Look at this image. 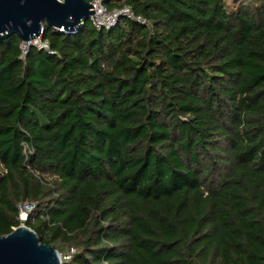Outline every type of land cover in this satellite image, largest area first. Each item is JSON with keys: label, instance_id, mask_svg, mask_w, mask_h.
<instances>
[{"label": "trees", "instance_id": "obj_1", "mask_svg": "<svg viewBox=\"0 0 264 264\" xmlns=\"http://www.w3.org/2000/svg\"><path fill=\"white\" fill-rule=\"evenodd\" d=\"M103 6L149 26L0 40V235L61 264H264V0Z\"/></svg>", "mask_w": 264, "mask_h": 264}, {"label": "water", "instance_id": "obj_2", "mask_svg": "<svg viewBox=\"0 0 264 264\" xmlns=\"http://www.w3.org/2000/svg\"><path fill=\"white\" fill-rule=\"evenodd\" d=\"M93 13L88 0H0V40L16 34L21 41H28L40 36L44 24L73 30ZM0 264H61V255L20 224L0 235Z\"/></svg>", "mask_w": 264, "mask_h": 264}, {"label": "built area", "instance_id": "obj_3", "mask_svg": "<svg viewBox=\"0 0 264 264\" xmlns=\"http://www.w3.org/2000/svg\"><path fill=\"white\" fill-rule=\"evenodd\" d=\"M89 1L93 5V10H94V13L90 16V21L92 25L98 30L113 28L118 24V22L122 18H130L139 22L140 24L145 25L146 27L149 26L148 22L143 17L135 15L127 6H122L120 8L107 10L103 6L104 0H89ZM78 28H75L73 30H66L63 28H59L55 30L63 33H74L77 31ZM41 34L40 36L30 39L28 41H21L19 45V49H20V56L22 58L27 54L29 48L32 46H35L37 48L47 49L48 47L47 43L41 41ZM34 208H35V204L33 202L19 204L18 205L19 214L17 218L21 222L25 221L27 218V214L31 212Z\"/></svg>", "mask_w": 264, "mask_h": 264}]
</instances>
